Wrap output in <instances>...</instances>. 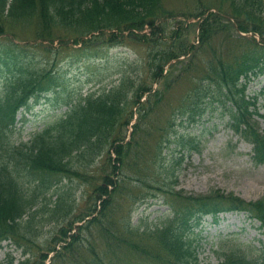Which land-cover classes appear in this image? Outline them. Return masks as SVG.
<instances>
[{"label":"rangeland","instance_id":"rangeland-1","mask_svg":"<svg viewBox=\"0 0 264 264\" xmlns=\"http://www.w3.org/2000/svg\"><path fill=\"white\" fill-rule=\"evenodd\" d=\"M118 65L119 62H114L107 69ZM82 69L88 71L85 72L82 78L89 76L93 79L102 78L99 76L102 71L95 74L97 71L96 67L88 66ZM80 84L81 80L78 78V81L76 82L75 80L73 86ZM194 86L195 83H192V87ZM86 87H89V85ZM186 94V90L173 93L176 97H183ZM36 108L40 110V106ZM205 118H207V114L203 119ZM152 120L153 122H151ZM157 121L158 119H154L151 114L148 120V129L146 132L141 131L140 134V140L143 142L141 149L148 155L151 141L156 137ZM34 128L25 126L22 130V138L27 139L29 137L27 132ZM143 129L145 130V128ZM222 129L224 127L220 125L217 137L206 136L202 140L200 149L197 152L183 150L185 157L184 162L176 172L178 177L176 187L183 188L188 193L208 192L212 188H221L229 192H235L246 199L253 200L264 196V164L257 165L251 160V155L248 153L251 146L238 135H234L236 138L233 139L234 141L230 145L223 144L227 138V134L224 131L225 129ZM146 162V160H142V164ZM161 205L162 200L158 199L149 206H142L145 208L144 212L141 214L140 212H136L133 216L134 221L137 222L138 218L142 215H150V219L158 217L164 210V207ZM87 208L86 202L79 201L76 206V213L85 212ZM52 230H54V226L46 227L41 236L36 239V243L44 241ZM11 256L20 259L22 252L15 249V247H10L6 243L0 246V261L6 264ZM127 262L130 264V261Z\"/></svg>","mask_w":264,"mask_h":264},{"label":"trees","instance_id":"trees-1","mask_svg":"<svg viewBox=\"0 0 264 264\" xmlns=\"http://www.w3.org/2000/svg\"><path fill=\"white\" fill-rule=\"evenodd\" d=\"M2 3V0H0V4ZM231 96V95H230ZM232 97V96H231ZM247 109L244 111L243 115L240 117V120H246L247 115ZM93 120V119H92ZM37 160H40V157L37 158ZM12 181L9 178H4L0 180V210H1V200L3 199V193L7 191V186ZM194 201H198V199H193ZM207 204V201L202 199L198 204L195 203L193 205H189L184 209H180L179 207H174V216L168 220L165 221L164 228H167L169 232H172L174 234L179 233L182 228L190 221V219L195 216L201 208H203ZM9 218L11 215H8ZM96 220V218H95ZM5 231L14 233L15 225L8 224L7 221L5 222ZM27 232L25 231L24 235L19 237L18 240L24 239L27 237ZM20 244V241H17ZM130 246L135 249L136 251H141L142 249L134 242L130 241ZM230 261V260H229ZM26 262H21L20 264H25Z\"/></svg>","mask_w":264,"mask_h":264}]
</instances>
